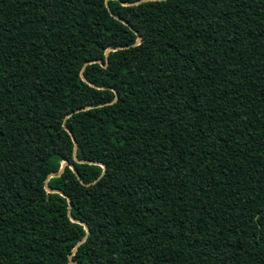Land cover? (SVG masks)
I'll use <instances>...</instances> for the list:
<instances>
[{
  "label": "trees",
  "instance_id": "obj_1",
  "mask_svg": "<svg viewBox=\"0 0 264 264\" xmlns=\"http://www.w3.org/2000/svg\"><path fill=\"white\" fill-rule=\"evenodd\" d=\"M0 264H264V0H0Z\"/></svg>",
  "mask_w": 264,
  "mask_h": 264
},
{
  "label": "water",
  "instance_id": "obj_2",
  "mask_svg": "<svg viewBox=\"0 0 264 264\" xmlns=\"http://www.w3.org/2000/svg\"><path fill=\"white\" fill-rule=\"evenodd\" d=\"M139 41H140V37L139 36H137L136 38H135V41H134V44H138L139 43ZM105 54H106V51H105ZM62 167V166H61ZM59 168V170H58V172L57 173H60L61 172V169L62 168ZM72 168V167H71ZM69 263H71L70 261H69Z\"/></svg>",
  "mask_w": 264,
  "mask_h": 264
}]
</instances>
